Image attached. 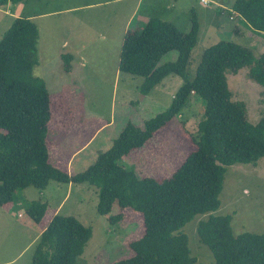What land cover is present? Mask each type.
<instances>
[{"label":"trees","instance_id":"trees-1","mask_svg":"<svg viewBox=\"0 0 264 264\" xmlns=\"http://www.w3.org/2000/svg\"><path fill=\"white\" fill-rule=\"evenodd\" d=\"M29 1L0 0V7ZM233 12L246 26L264 33V0H237ZM140 28L125 33L119 70L143 77L141 97L153 93L170 75L182 78L183 84L165 111L142 126L128 122L90 167L70 175L52 163L51 143L67 145L56 144L66 138L65 129L81 109L74 110L66 97L54 111L45 82L34 76L39 28L29 17L14 19L0 39V206L19 207L17 192L30 187L43 191L53 181L86 183L97 193L98 214L111 224L121 222L126 209L143 218V235L129 244L133 255L110 264H196L183 229L197 215H208L199 222L197 232L215 264H264V233L235 236L232 217L214 214L221 205L227 167L256 164L264 157V118L256 124L249 121L246 105L233 101L227 77L248 69L249 79L264 87V53L256 55L250 47L219 41L205 49L192 77L188 67L201 29L195 14L185 32L160 18H150ZM236 33L241 30L237 28ZM171 52H177V58L161 63ZM71 58L63 56L67 69ZM194 96L204 103L196 148L170 177L141 176L134 167L121 164L159 131L174 128ZM60 107L69 115L58 116ZM23 205L29 221L24 224L37 227L48 205L39 201ZM115 207L120 212L114 215ZM91 238V227L74 216L56 214L41 232L31 264H79Z\"/></svg>","mask_w":264,"mask_h":264},{"label":"rangeland","instance_id":"rangeland-1","mask_svg":"<svg viewBox=\"0 0 264 264\" xmlns=\"http://www.w3.org/2000/svg\"><path fill=\"white\" fill-rule=\"evenodd\" d=\"M141 1L31 0L20 7L10 3L0 7V39L15 18L30 17L34 11L43 14L41 19L35 20L40 27L41 39L34 76L45 82L54 111L66 97L72 101L70 106L74 105V110L81 109L75 113L74 122L65 129L63 135L66 138L56 144L67 142V145L53 147L51 143L53 161L61 163L59 167H70L71 175L90 167L98 155L112 146L128 122L142 126L144 121L165 111L183 84L182 78L170 75L153 93L141 97L139 87L143 77L119 71V53L125 32L129 28L141 29L147 22L146 15L163 17L184 32L191 28L193 15L197 16L202 29L188 67L192 77L205 49L219 41L250 47L256 55L264 53V33L252 30L238 19L233 12L237 0H143L144 5L139 7L133 22L126 28L130 11ZM56 10L62 12L48 15ZM237 28L241 30L240 34L236 33ZM76 40L82 46H89L85 55L86 71L83 65L72 63L70 59L71 70L67 69V60L63 59L69 49H63L64 42ZM109 42H112L113 52L106 55L104 51L108 48L105 46ZM176 58L177 52H171L161 63ZM227 77L233 101L246 105L251 123L260 122L264 118V87L249 79L248 69L236 75L229 73ZM58 111V116L69 115L61 107ZM79 114L81 117L77 119ZM203 114V101L192 97L176 118L174 128L159 131L121 164L134 167L141 176L170 177L195 150L194 140L198 138V123ZM75 149L81 151L72 161L71 168V152ZM16 197L21 203L19 207L13 204L15 207L10 213L0 206V264H31L40 237L37 233L56 214L74 216L92 229V238L79 257V264H110L129 258L133 255L129 244L144 233L142 215L131 209L125 210L124 219L117 224H111L108 217L99 215L97 193L86 183L67 185L53 181L43 191L30 187L17 192ZM219 199L221 205L214 214L232 217L235 236L246 232L264 233V157L256 164L227 167ZM34 201L48 205L37 227L24 224L28 219L23 203ZM119 212L120 209L115 207L112 214ZM207 217L197 215L183 229L196 264H215L211 250L200 242L197 232L199 222Z\"/></svg>","mask_w":264,"mask_h":264},{"label":"crops","instance_id":"crops-1","mask_svg":"<svg viewBox=\"0 0 264 264\" xmlns=\"http://www.w3.org/2000/svg\"><path fill=\"white\" fill-rule=\"evenodd\" d=\"M31 1V0H30ZM46 2V1H45ZM144 3H145V1H141V2H137V4L135 5V7L132 9V11H130V14L128 15V20H127V22H126V28H127V26H130V24L133 22V19H134V17H135V15H136V12L138 11V9H139V7L141 6V5H144ZM20 5H22V3H20L19 5H17V6H19L20 7ZM147 5V4H146ZM60 12H62V11H60V10H56V11H53V12H51V13H48V15L49 16H51L52 14H59ZM7 13V12H6ZM29 15H31L29 18L31 19V20H33L34 22H35V20H37V18L38 19H41L42 17H43V14L41 15L40 13H36L35 11L34 12H32V13H30ZM147 17V21L150 19V18H157V17H152V16H150V15H146ZM162 20H164V18L163 17H160ZM142 19H145L144 17H142ZM36 23V22H35ZM36 25H37V23H36ZM38 26V25H37ZM38 28H40L39 26H38ZM202 29V28H201ZM200 29V30H201ZM127 32V31H126ZM125 32V33H126ZM39 34H40V39H41V33H40V29H39ZM40 39H39V43H40ZM106 48H108V49H106L104 52V54H109V53H111V52H113V47H112V42H109V43H106V46H105ZM64 48H69L68 50H69V52H68V50H67V53H68V55L70 54L71 56H72V58H71V61H72V63L73 62H78L79 64H81V65H83L84 66V71H86L85 70V68H88V66H87V64H86V58H85V55L88 53V49H89V46L88 47H86L85 45L84 46H82L80 43H79V41H75V42H72V41H70L69 43H67V42H64V44H63V49ZM115 49H116V47H115ZM71 51V52H70ZM121 51V50H120ZM66 53V54H67ZM119 56H120V53H119ZM120 59V58H119ZM86 64V65H85ZM118 65H119V62H118ZM83 68V67H82ZM118 69H119V67H118ZM70 70H71V67H70ZM74 70V69H73ZM120 71V70H119ZM156 90V89H155ZM154 90V91H155ZM153 91V92H154ZM81 150H79V151H76V149L73 151V152H71V163H70V165H71V168H72V166H73V164H72V161L75 159V156H77L78 154H79V152H80ZM52 163L56 166V167H58V168H60L61 170H63V171H65V172H67V173H69L70 175H71V170H70V167H68L67 166V168H62V167H59L58 166V164H61V163H58V162H55V161H53V159H52ZM77 174V173H76ZM3 207H6L7 208V210L9 211V213L11 212V211H13L12 209L14 208V206H13V204H7V205H5V206H3ZM13 207V208H12ZM7 211V212H8ZM22 219V218H21ZM46 228V225L44 226V227H42L41 229H39L40 231L37 233L38 234V236H40V234H41V232L42 231H44V229Z\"/></svg>","mask_w":264,"mask_h":264}]
</instances>
